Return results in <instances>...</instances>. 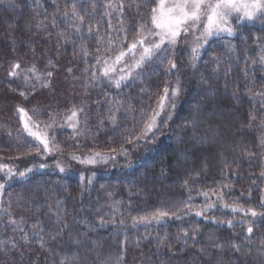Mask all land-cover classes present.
I'll list each match as a JSON object with an SVG mask.
<instances>
[{"label":"trees","instance_id":"trees-1","mask_svg":"<svg viewBox=\"0 0 264 264\" xmlns=\"http://www.w3.org/2000/svg\"><path fill=\"white\" fill-rule=\"evenodd\" d=\"M110 2L115 8L119 0H56L55 4L53 0H0V164L16 173L7 179V169L0 172V183L5 185L0 192V264H60L62 259L66 264H93L94 241L101 245L98 251L106 264H115L121 254L122 264H201L203 257L197 251L201 247L211 253V260L203 264H264L259 255L264 241V147L259 144L264 110L259 102L264 97L255 95L264 92V63L260 62L264 18L235 23V36L213 37L202 49L197 67L186 69L182 102L168 125H162L156 143L133 146L124 143L125 128L137 122L142 107L155 106V94L165 81L176 82L187 61L183 65L181 56L179 71L172 74L166 64H153L141 79L120 89L111 86L100 76L103 65L96 64L97 47L99 55L107 56L103 51L107 38L123 35L109 28V21L112 29L121 27L119 11L106 7ZM73 5L83 22L72 16ZM110 11L111 16L106 14ZM134 15L135 9L125 10L124 27L129 33ZM100 37L105 43L98 44ZM17 63L19 76L13 78L9 72ZM33 65L40 73H53L50 88L37 86L32 92L24 87L25 76L36 83L28 72ZM94 72L98 79H93ZM20 91L28 94L27 101ZM17 105L40 109L41 128L50 122L49 113L57 125H64L49 130L61 151L40 155L34 144L29 151L31 138L17 140L22 129ZM73 105L84 108L79 136H73L65 119ZM196 105L201 107L199 112ZM114 112L115 127L108 119ZM249 113L256 116L251 128ZM191 121H196L195 127L185 128ZM122 144L127 156L110 151ZM96 152L115 159L96 164L71 159L72 154L87 157ZM28 168L32 171L19 176ZM90 177L91 184L87 183ZM184 202L191 210L188 215L179 211L181 219L169 216L159 223L133 226V217L150 216L157 208L184 209ZM207 203L217 205L208 217L223 223L195 215ZM231 207L243 211L232 212ZM227 221H232V227ZM249 226L251 242L245 239ZM185 230L187 244L183 243ZM39 236L46 247H40ZM231 243L241 245L242 252L233 253ZM213 244H223V252Z\"/></svg>","mask_w":264,"mask_h":264},{"label":"snow or ice","instance_id":"snow-or-ice-1","mask_svg":"<svg viewBox=\"0 0 264 264\" xmlns=\"http://www.w3.org/2000/svg\"><path fill=\"white\" fill-rule=\"evenodd\" d=\"M56 0H53L55 4ZM15 6V5H13ZM107 8L112 11H119L120 13V24L121 27L116 30L111 28V23L109 21V28L112 31H118L123 33V35H116L115 37L109 36L106 40V47L103 49L107 56L99 55L101 48L97 47L96 52V64L103 65L100 72V76L107 80V82L120 89L129 81L141 79L142 73L146 68H149L153 64H166V71L169 74L179 71L178 60L181 56L187 55L188 63L191 68L195 69L197 63L201 59V51L208 45L209 41L213 37H220L224 34L227 36H235L236 28L234 24V18L236 21H253L256 19L264 18V0H119V3L113 8L112 3L106 5ZM135 9V15L133 16V22L131 28L133 31L129 33V29L124 27V15L125 10ZM142 9L146 10L142 11ZM112 11L106 13L111 16ZM67 15V14H65ZM72 16L83 22L84 17L79 16L75 10V5H73ZM43 22L41 21L36 25L37 28L41 27ZM26 26H28L26 24ZM53 26H55L53 24ZM79 31V28H77ZM92 29L89 28V34H92ZM131 34L132 39H129ZM191 37V39H189ZM105 43V38L100 37L98 44ZM118 51H115L116 49ZM231 50V49H230ZM84 55L87 56L88 50L86 48L82 49ZM217 63H219L218 58ZM260 62L264 63V55L260 57ZM51 61L48 64L51 65ZM255 64L256 61H253ZM20 68V65H12V70L9 72V76L17 78L19 73L16 71ZM34 78L36 83H32L27 76L24 78V87L35 92L37 86L39 88H50L51 83L49 78L52 77L53 73L47 71L40 73L38 69L33 65L32 68L28 69ZM71 72V69H69ZM93 79H98L96 73H92ZM15 91V89L13 90ZM145 89L141 88V92ZM250 92L251 89H248ZM181 94V85L179 76H177L175 86H171L167 81H165L164 86L161 91L157 92L156 100L154 102L155 106L149 104L146 108L142 107L139 118L135 124L132 125L131 129L125 128V135L123 137L124 143L133 146H139L140 143L144 144H154L158 139V133L161 131V127L167 126L168 122L172 119V109L176 107V99ZM19 95L24 98L25 101L28 100V94L25 91H20ZM264 97V92L256 93ZM236 99L239 96L236 92L233 93ZM117 103H121L117 101ZM195 110L199 112L201 110L200 105L194 106ZM131 109V105H129ZM259 109L264 110V99L259 102ZM119 108L116 112H119ZM16 112L19 114V121L22 125L20 130V135H18L17 140L21 138H31L29 151L32 150L31 144L35 145V152L43 154H53L54 152L61 151L60 145L56 142L55 135H49V130L55 127H64V125H57L55 116L49 113V123L44 124L41 128V121L37 119L41 115V110L33 107L32 109H25L17 105ZM30 112L32 114H30ZM70 115L66 116L67 126L73 131V136L81 135V129L79 127L80 120L79 116L84 113V108L82 106L73 105L70 109ZM109 122L113 127L117 124V116L112 113L109 116ZM256 120L254 113H249L248 127L251 128L253 122ZM103 121H101V125ZM196 121L186 122L184 127H195ZM261 127H264V121L261 122ZM11 136V133H9ZM260 146L264 147V136L259 139ZM112 153L121 154L124 156L128 155V149L121 145L119 149H110ZM71 159L77 160L81 164H96L101 162H107L109 159H115V156L101 155V153L96 152L93 155L87 157H80L75 154L71 155ZM41 168L45 165L41 164ZM60 172H64L65 169L57 165ZM5 172L7 179H11L16 175V173L7 165L0 164V172ZM32 169L28 168L23 172H19V176L25 177L27 173L31 172ZM94 175V174H93ZM199 175V173H197ZM264 176V172L261 173ZM81 181L85 180V177L81 175ZM92 178L87 179V183L91 184ZM185 185H187V180H185ZM5 185L0 183V192L4 190ZM207 200V193L204 194ZM222 199V196L218 197ZM62 201H58V205L62 204ZM217 205L215 203H207L205 207L201 208L199 211L195 212L196 216H203L205 219H212L214 223H223L224 221L216 220L215 218L208 217L207 213L215 209ZM224 208H229V205L224 204ZM187 209V210H184ZM184 209L177 208L176 211H169L163 208H157L150 216H140L133 217V226L137 222H147L152 223L155 221L159 223L166 217L174 216L176 219H181V216L177 213L179 211H184V215H188L191 210V205L184 202ZM232 212L243 211V209L238 207H231ZM252 217L257 216V212L254 210H249ZM248 213H246L247 215ZM10 223L15 224L14 220ZM104 222L101 221V226ZM123 224V221H121ZM229 227H232V221H227ZM35 227V226H34ZM65 228L68 227L67 224L64 225ZM42 231V229L40 230ZM248 237L245 239L250 241V235L253 233V228L249 226L247 228ZM39 235V233H37ZM189 233L187 230L183 232V243L187 244V238ZM55 239V237H53ZM178 241L181 237L177 238ZM192 239H195V233L192 235ZM211 239V237H210ZM27 240V237H25ZM40 247H46V244L42 236H39ZM77 245L81 241H75ZM12 248L16 247V244L12 243ZM213 248L217 252L222 253L224 250L223 244H213ZM232 252L235 254H240L242 252L241 245L236 243H231L229 245ZM101 245L93 242V249L96 251L97 259L93 261V264H106L105 260L101 257L98 251ZM3 249L0 248V251ZM183 250V249H182ZM198 254L203 257V261L211 260V253L207 251V248L201 247L198 250ZM259 255L264 257V241L261 242V250ZM79 257V253L73 257L76 260ZM201 261V264H203ZM123 254H121L115 261V264H122ZM60 264H66V259H62ZM195 264V261L193 262ZM219 264V261H217Z\"/></svg>","mask_w":264,"mask_h":264},{"label":"rangeland","instance_id":"rangeland-1","mask_svg":"<svg viewBox=\"0 0 264 264\" xmlns=\"http://www.w3.org/2000/svg\"><path fill=\"white\" fill-rule=\"evenodd\" d=\"M257 20V19H256ZM256 20H253V21H256ZM247 20H244V21H236L235 20V18H234V24L235 23H239V22H246ZM253 21H249V22H253ZM189 39H191V37H189ZM183 61V65H184V62L185 61H187L186 62V64H185V68L182 66L181 68H182V73L181 74H179V76H181V80H180V85H181V94H180V96L179 97H177V99H176V107L174 108V109H172V115L175 113V111L177 110V108L179 107V105L181 104V102H182V97H183V95H184V89H183V83H184V78H185V76H186V69L187 68H190V65H189V63H188V58H187V55L185 56L184 55V59L183 58H181ZM185 60V61H184ZM181 61V60H180ZM181 62V63H182ZM175 84H176V82L175 83H171L170 85L171 86H175Z\"/></svg>","mask_w":264,"mask_h":264}]
</instances>
